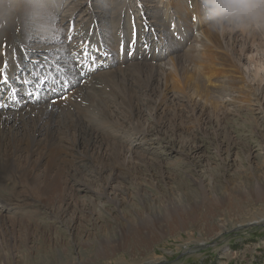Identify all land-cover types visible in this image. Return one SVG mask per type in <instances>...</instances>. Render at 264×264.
Returning a JSON list of instances; mask_svg holds the SVG:
<instances>
[{
  "label": "bare ground",
  "instance_id": "obj_1",
  "mask_svg": "<svg viewBox=\"0 0 264 264\" xmlns=\"http://www.w3.org/2000/svg\"><path fill=\"white\" fill-rule=\"evenodd\" d=\"M88 1L91 0H86L84 6L88 5ZM103 1L109 8L104 11L100 4L94 6L90 3L97 11L94 8H84L82 11L87 12L88 16L85 19L83 13L75 9V5L69 6L65 12L67 20L63 17L58 19L54 14L60 5L62 8L67 7V4L63 6V0L6 2L5 11L0 15V70L5 62L8 64L7 73L14 72L18 65L25 62L31 66L45 62L49 69L61 66V62L66 65L67 61L63 56H67L71 45L66 43L69 36L93 40L99 29L105 40L106 23L111 21L116 26L120 23V16L128 14L129 8H123L119 0ZM172 1L176 6V15L182 16L183 21L188 24L189 10L184 7V0ZM144 4L138 9V13L142 17L151 15V19L162 22V19H158V12L154 11L152 15L149 5ZM78 5L82 6L80 2ZM110 14L117 17L115 22L114 17L108 19ZM16 16L18 17L15 18ZM73 17L76 26L69 31ZM152 23L156 27V21ZM62 24L67 27L64 29ZM158 26H164L163 22H159ZM196 30L199 32L191 34L193 43L186 50L170 41L168 69L161 63L140 62L143 65L140 66L132 62L123 68L124 72L114 68L92 76L88 82L79 84L67 100H58L45 106L42 112L52 114L51 127L39 114L24 117L15 110H4L7 113L0 111V200L6 203V210L9 207L12 210L9 216L0 212V264H48L47 250L58 252V247L66 245L61 227L54 225L51 231V223L44 222L42 225L37 220L39 216L35 214H46L47 206L59 214L55 224L64 223L67 229L74 232L77 231L75 223L83 227L84 222L94 224L93 221L100 217L98 211H92L93 208L84 203L75 204L73 195L83 187L84 190L95 191L107 199L123 191L113 183H119L118 179L124 178L121 174L123 166H126V170H133L136 163L130 160L133 158L127 156L128 149L125 152L126 146L120 143L125 134L122 131L123 123L130 126L126 133L142 135L145 130L148 133L152 128L150 124L147 127L140 124L145 119L142 115L146 109L152 112L158 132L179 135L183 147L191 155L196 153L195 149L199 146L192 145L197 138L193 130L196 123L206 135H215L216 139L210 138L215 141L218 139V146H222L219 138L225 128L221 121L226 119L228 106H232L237 97L248 99L258 97L259 94L255 82L252 83L254 79L248 81L238 59L232 54L238 53L236 46L240 41V52L243 53L251 44L264 46V36L239 31L214 32L202 18ZM226 38L232 39L231 44H227L228 49L222 44ZM38 43L40 44L37 45ZM85 84V88L81 87ZM225 95L231 96V99H224ZM182 104L184 110L178 108ZM253 121L251 119V123ZM117 125L121 128L118 131L115 129ZM41 135L44 137L40 138ZM71 173L94 176L99 180L98 190L92 184H84L81 178L76 181L81 185L83 183V187H73L69 180ZM96 174L100 177H96ZM142 190L139 189L137 193V199L141 201L146 197ZM122 200L120 198L118 202L121 204ZM167 201L169 206L175 204L171 199ZM72 204H75L76 211L80 210L83 216L71 209ZM229 204L233 207L236 202L229 198ZM157 208L158 206H146L145 210L152 212ZM186 208L188 207L176 211V207H172L177 222H181L188 214ZM68 214L71 217H67ZM146 223L150 229L138 227L136 234L140 235L137 239L139 242L143 240V234L153 238L159 235L156 233L157 229L165 227L159 218H155L154 222L147 218ZM40 231L43 234L39 235ZM47 231L52 234L49 235ZM134 235L133 232L132 236ZM105 247L106 251L112 249ZM32 256L34 260L30 259ZM63 258L58 264L93 263L82 259L75 261L65 255Z\"/></svg>",
  "mask_w": 264,
  "mask_h": 264
},
{
  "label": "rangeland",
  "instance_id": "obj_2",
  "mask_svg": "<svg viewBox=\"0 0 264 264\" xmlns=\"http://www.w3.org/2000/svg\"><path fill=\"white\" fill-rule=\"evenodd\" d=\"M65 1L62 3L63 6L67 4V7L62 8L60 5L54 13L58 19H68L65 12L71 5H75L79 13L86 7V0ZM166 1L136 0V3L139 2L142 7L144 2L147 3L153 15ZM119 2L122 6L135 5V0ZM90 3L94 6L100 4L104 11L109 8L103 0L88 1L89 8ZM45 4L48 6L50 3ZM94 6L92 8L97 11ZM74 20L73 17L71 21ZM154 21L158 26L159 21ZM61 26L64 29L67 27L66 24ZM106 30L107 28L104 33ZM231 42L232 39L226 38L222 44L228 49L227 44ZM241 46L240 41L236 46L238 53L232 56L238 59L248 81L254 79L252 83L255 82L259 94L258 97L248 99L237 97L232 106H228L226 119L221 121L225 128L219 138L222 146H218V139L215 141L210 138L216 139L215 135H206L196 123L193 130L197 138L192 145L199 146L195 149L196 153L191 155L183 147L179 135L158 132L152 112L144 108L142 116L145 119L140 124L143 127L150 124L151 131L146 133L143 129L144 136L129 134L126 132L130 126L123 123L122 131L125 134L120 143L126 146L127 156L132 157L130 160L136 163L133 170H126V166H123L121 174L124 178L118 179L119 183H113L117 188L123 189L122 192L107 199L95 191L84 190L83 183L87 186L92 184L98 190L99 180L94 176H81L79 173L69 175L73 187H83L73 195L75 204L84 203L100 214L93 225L92 222H84L83 227L75 223L77 231L74 232L67 229L64 223L55 224L59 214L50 206L45 208L46 214H35L39 216L37 220L40 224L51 223V231L57 225L65 234V246L58 247V252L47 250L48 264H58L59 260H64L63 255L75 261H93L92 264H264V46L251 44L244 53L240 52ZM167 62L170 63L169 58L159 63L168 69L170 65ZM134 63L143 66L140 62ZM116 70L124 72L123 68L117 67ZM81 87L85 88L86 84ZM224 99H231V96L225 95ZM45 106L48 103L26 105L15 112L24 117L39 114L51 127L52 114L42 112ZM183 106L182 104L178 108L184 110ZM251 119L256 121L255 124L254 121L251 123ZM115 129L118 131L121 128L117 125ZM39 137L43 138L44 135ZM136 168L139 169L137 173L134 171ZM95 176L100 177L97 174ZM79 178L83 180L82 185L76 181ZM139 189H143L141 192L146 194L145 200L137 199ZM120 198L123 199L121 204L118 202ZM229 198L236 202L235 206H230ZM168 199L175 204L169 206ZM75 204H72L71 209L76 211ZM5 206L6 203L0 200L1 214L9 216L12 214L11 207L6 210ZM146 206L158 208L150 212L151 210H145ZM173 206L176 211L188 207V214L181 222L175 219ZM76 212L83 216L80 210ZM69 214L67 217H71ZM147 218L152 222L159 218L165 227L157 229L156 233L159 235L153 238L143 234V240L139 242L137 239L140 235L136 234L138 227L150 229L146 223ZM51 231H47L49 235L52 234ZM41 233L43 234L40 231L39 235ZM105 246L112 249L106 251ZM30 259L34 260L33 256Z\"/></svg>",
  "mask_w": 264,
  "mask_h": 264
},
{
  "label": "clouds",
  "instance_id": "obj_3",
  "mask_svg": "<svg viewBox=\"0 0 264 264\" xmlns=\"http://www.w3.org/2000/svg\"><path fill=\"white\" fill-rule=\"evenodd\" d=\"M6 2L11 0H0V15ZM200 6L205 23L214 32L264 36V0H200Z\"/></svg>",
  "mask_w": 264,
  "mask_h": 264
}]
</instances>
